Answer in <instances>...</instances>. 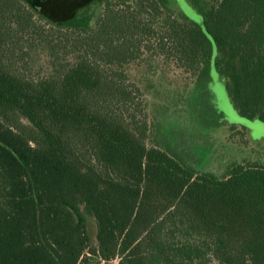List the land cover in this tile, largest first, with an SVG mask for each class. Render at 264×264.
I'll return each instance as SVG.
<instances>
[{
    "label": "trees",
    "instance_id": "obj_1",
    "mask_svg": "<svg viewBox=\"0 0 264 264\" xmlns=\"http://www.w3.org/2000/svg\"><path fill=\"white\" fill-rule=\"evenodd\" d=\"M183 1L201 24L178 0H0V264H264L263 146L232 126L257 160L199 171L146 100L180 72L197 106L215 74L264 122V0Z\"/></svg>",
    "mask_w": 264,
    "mask_h": 264
},
{
    "label": "rangeland",
    "instance_id": "obj_2",
    "mask_svg": "<svg viewBox=\"0 0 264 264\" xmlns=\"http://www.w3.org/2000/svg\"><path fill=\"white\" fill-rule=\"evenodd\" d=\"M184 14L192 21L201 24L202 17L186 1L178 0ZM156 34L153 42L163 30L161 22L153 24ZM36 56V55H35ZM32 66L36 75L47 69V61L43 55L36 56ZM133 83H139L138 75L134 74ZM180 72L169 74L163 78V83L153 79L150 83L153 95L146 100L152 103L153 108L147 106L148 117L151 120L156 116L155 135L159 141L166 143L170 149L203 172H211L218 176L224 174L221 167L223 162L228 165L233 162H254L257 160L254 144H260L264 149V122L259 119H248L239 114L232 103L224 81L213 74L210 84V96L203 94L199 104L191 106L189 94L192 81ZM166 80V81H165ZM189 87V88H188ZM224 118V121L220 119ZM236 126L245 129L251 136H242L231 132L230 127ZM246 142L247 144H245ZM237 143L242 147L248 146L244 154H237ZM234 144V145H233ZM245 144V145H244ZM90 256V254L87 253ZM92 257V256H90ZM120 259L107 262L119 264ZM102 264V262H100Z\"/></svg>",
    "mask_w": 264,
    "mask_h": 264
},
{
    "label": "water",
    "instance_id": "obj_3",
    "mask_svg": "<svg viewBox=\"0 0 264 264\" xmlns=\"http://www.w3.org/2000/svg\"><path fill=\"white\" fill-rule=\"evenodd\" d=\"M52 7L55 8L59 14L64 15L70 9H73L79 3H85L88 0H51Z\"/></svg>",
    "mask_w": 264,
    "mask_h": 264
},
{
    "label": "built area",
    "instance_id": "obj_4",
    "mask_svg": "<svg viewBox=\"0 0 264 264\" xmlns=\"http://www.w3.org/2000/svg\"><path fill=\"white\" fill-rule=\"evenodd\" d=\"M102 264H107V262L106 261H102Z\"/></svg>",
    "mask_w": 264,
    "mask_h": 264
},
{
    "label": "flooded vegetation",
    "instance_id": "obj_5",
    "mask_svg": "<svg viewBox=\"0 0 264 264\" xmlns=\"http://www.w3.org/2000/svg\"><path fill=\"white\" fill-rule=\"evenodd\" d=\"M86 3V2H85Z\"/></svg>",
    "mask_w": 264,
    "mask_h": 264
}]
</instances>
